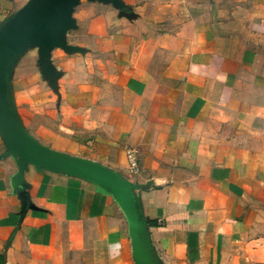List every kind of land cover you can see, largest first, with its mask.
Wrapping results in <instances>:
<instances>
[{
  "label": "crops",
  "instance_id": "1",
  "mask_svg": "<svg viewBox=\"0 0 264 264\" xmlns=\"http://www.w3.org/2000/svg\"><path fill=\"white\" fill-rule=\"evenodd\" d=\"M34 0H0V33ZM2 81L43 148L134 199L141 264H264V0H86ZM138 169L130 171L127 153ZM118 192L0 134V264H136Z\"/></svg>",
  "mask_w": 264,
  "mask_h": 264
},
{
  "label": "water",
  "instance_id": "2",
  "mask_svg": "<svg viewBox=\"0 0 264 264\" xmlns=\"http://www.w3.org/2000/svg\"><path fill=\"white\" fill-rule=\"evenodd\" d=\"M78 0H34L0 33V134L11 145L13 153L41 165L91 175L112 186L120 195L134 237V259L141 264L137 216L133 196L125 180L117 172L101 164L74 159L43 148L18 125L10 111L2 81L3 69L9 57L21 46L41 43L44 59L49 66V53L54 44H60L61 31L70 24V15Z\"/></svg>",
  "mask_w": 264,
  "mask_h": 264
},
{
  "label": "built area",
  "instance_id": "3",
  "mask_svg": "<svg viewBox=\"0 0 264 264\" xmlns=\"http://www.w3.org/2000/svg\"><path fill=\"white\" fill-rule=\"evenodd\" d=\"M128 168L130 171H136L138 169V162L133 151L127 153Z\"/></svg>",
  "mask_w": 264,
  "mask_h": 264
},
{
  "label": "rangeland",
  "instance_id": "4",
  "mask_svg": "<svg viewBox=\"0 0 264 264\" xmlns=\"http://www.w3.org/2000/svg\"><path fill=\"white\" fill-rule=\"evenodd\" d=\"M82 1L84 2V1H86V0H80V2H82Z\"/></svg>",
  "mask_w": 264,
  "mask_h": 264
}]
</instances>
